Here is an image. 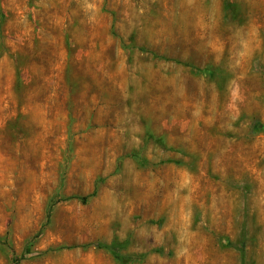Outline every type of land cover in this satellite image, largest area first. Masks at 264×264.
Segmentation results:
<instances>
[{
	"label": "rangeland",
	"instance_id": "1",
	"mask_svg": "<svg viewBox=\"0 0 264 264\" xmlns=\"http://www.w3.org/2000/svg\"><path fill=\"white\" fill-rule=\"evenodd\" d=\"M0 264H264V0H0Z\"/></svg>",
	"mask_w": 264,
	"mask_h": 264
},
{
	"label": "trees",
	"instance_id": "2",
	"mask_svg": "<svg viewBox=\"0 0 264 264\" xmlns=\"http://www.w3.org/2000/svg\"><path fill=\"white\" fill-rule=\"evenodd\" d=\"M74 199H76V200H82L83 202H86L88 199L87 198H79V197H71L70 199H68V200H74ZM55 206V203H53L52 205H51V207H50V209H49V214H51L52 213V210H53V207ZM87 248V247H86ZM106 248H108V247H106Z\"/></svg>",
	"mask_w": 264,
	"mask_h": 264
}]
</instances>
